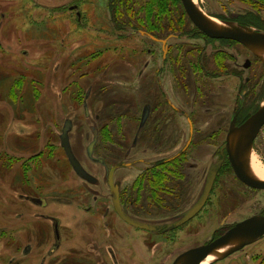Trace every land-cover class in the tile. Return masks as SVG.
I'll use <instances>...</instances> for the list:
<instances>
[{
  "label": "rangeland",
  "instance_id": "374dc122",
  "mask_svg": "<svg viewBox=\"0 0 264 264\" xmlns=\"http://www.w3.org/2000/svg\"><path fill=\"white\" fill-rule=\"evenodd\" d=\"M196 1L201 6V0ZM140 4L138 0H0V264H171L181 246L204 241L237 205L240 210L230 221L264 207V191L235 189L239 200L233 201V189H215L207 218L192 224L194 232L204 228L199 234L193 233L191 238L182 235L172 242L164 239L154 250L155 237L114 220L113 238L120 241L122 250L113 243L121 252L115 260L107 254V232L92 216L105 203L95 205L91 194L81 188L83 183L68 165L59 139L65 119L71 118L74 151L92 168L86 150L93 119L87 118L83 109L89 86L94 85L89 102L101 111L102 121L131 128L148 96L137 73L146 69V74H152L157 65L162 68L164 76L176 82L173 96L177 104L192 106L198 136L208 134L203 146L198 140L190 151L196 152L197 168L193 171L198 172L201 156L206 153L210 163L226 136L237 94V79L212 80L205 85L202 76L196 75V67L192 72L195 86L185 84L196 49L203 46L199 39L174 40L169 60L157 62L158 44L122 28L126 21L130 26L144 20L139 15ZM204 4L209 12H217ZM166 19L161 27L170 24L178 30L189 25L178 1L176 13ZM187 50L191 53L186 57ZM223 56L222 61L229 63L227 55ZM246 56L252 55H242L241 63ZM170 65L176 66V77ZM256 67L260 68L259 64L242 71L244 79L256 72ZM262 78L254 84L255 95L264 102V75ZM115 100L118 104L112 102ZM121 112L127 117L116 119ZM175 122L176 144L166 145L168 155L183 145L188 132L185 119L177 116ZM206 122L208 126L202 130ZM253 154L264 163V131ZM225 178L227 174L221 179ZM25 195L45 202L32 203ZM51 217L61 222V242H55ZM211 264H264V238Z\"/></svg>",
  "mask_w": 264,
  "mask_h": 264
},
{
  "label": "flooded vegetation",
  "instance_id": "af4514ba",
  "mask_svg": "<svg viewBox=\"0 0 264 264\" xmlns=\"http://www.w3.org/2000/svg\"><path fill=\"white\" fill-rule=\"evenodd\" d=\"M138 2H141L139 15L144 16V20L141 22L137 21L138 24H129L130 26H128L126 21L122 28L129 30V34L132 36L138 35L142 38H147L150 43L158 44L161 50L157 53L159 59L157 62L161 59L163 64H165L169 60L174 40L180 39L181 42H184L190 39H199L203 41V46H198L196 49V55H194V59L191 62L192 69L189 66V75L185 84L187 86H195L196 79H193L192 72L194 67H196L198 70L196 75L202 76L200 79L206 81L205 85L208 81L231 77L237 79L238 86L232 105V112L228 118L226 136L223 137L222 142L217 146L210 163L206 153L201 156L202 168L200 172L193 171V169L197 168V157L196 152L190 151L194 147V142L198 140L203 146V141L207 142L209 138L208 134L205 132L204 137L198 136L199 131L196 118L191 110L192 106L182 107L177 104L173 96L176 91V82L164 76V70L158 65L156 66V71L152 74H146V69H141L137 73L141 80L143 92H147L148 96L141 104L135 127L122 128L118 122H103L101 111L94 110L89 102V98L91 100L94 94V85H90L87 89L85 97L88 100L84 101L83 109L85 116L93 119L89 127L90 132L87 135L90 140L86 150L92 168L91 166L87 167L75 153L71 142V132L74 123L71 118L65 119L59 135L60 147L72 172L83 183L81 188L91 194L93 203L95 205L98 203L103 205L105 203L103 206L98 207L99 209L94 210L92 206V208L88 209L94 210L92 216H94L95 221H100L99 226L103 227L107 232L108 239L106 240L110 247L106 249V252L113 260L116 259L118 252L122 250V245L119 244L120 241L113 238V235H116L113 232L114 220L155 237V242L157 243L154 250H156L158 242L163 243L165 240L172 242L178 237H182V235L191 238L193 233L199 234L204 229L200 228L194 232L192 224L199 223L204 218H207L208 205L212 200L215 189H233L235 193V189L264 191L263 188L252 187L237 177L231 164V154L227 147L231 129L244 124L264 103L261 101V97L255 95L256 85L254 84L257 78L263 79L264 62L254 51L235 39L212 37L203 32L190 19L181 0L179 6L189 25L184 26L183 29L179 28V31L174 27H169L170 24L169 26L163 25L161 27L164 17H167L166 20H170V17L176 13L177 0H138ZM201 2L200 7L210 17L222 22L237 23L250 29L264 32V0H201ZM134 3L136 2L134 1ZM204 3L211 8L213 7L217 12H209ZM74 8L77 7L75 6L71 9ZM144 23L147 27L144 26ZM141 44L144 45L143 41ZM242 48L252 56L249 58L246 56L241 63L240 57L247 53L242 52ZM227 49L232 50L226 53ZM150 51L151 49L149 48ZM190 53L191 51L187 50L185 52L186 57ZM221 55L222 58L220 57ZM223 55H227L229 63L222 61ZM256 64H259L260 68L256 67V72L244 79L242 71L250 70ZM147 67L149 66L147 65ZM182 67L180 66L179 69ZM171 68H174V76L176 77V66L170 65ZM120 76L128 77L126 74H121ZM148 82H150L149 85H147ZM116 101L112 102L118 104L115 103ZM205 112L207 113V111ZM177 116L185 119L188 132L183 145L176 151L173 149L174 152L168 155L167 146L170 147L176 144V131L173 132V130L178 126V123L175 122ZM120 117L127 116L123 115L122 112L115 116L116 119ZM68 121L71 123L68 131V140L72 152L83 170L82 174H79L71 164L62 145V135L64 128L69 126L67 124ZM204 126L201 128L202 130L207 128L208 123L206 122ZM129 129H134V131L129 133ZM263 131L264 126L255 138L248 158L253 154L256 142ZM262 164L264 165L263 162ZM223 174H227V178L221 179ZM192 189L196 191L193 192ZM207 189L209 194L206 202L202 204L194 215L186 219L188 212L196 207L200 201L202 202ZM24 197L38 205H42L45 202L43 199L31 195H25ZM235 200H239L237 193L236 199L233 197V201ZM229 207L228 205V210H230ZM239 210V205H237L224 215L221 218V225L216 227L208 238L206 236L204 241H195L192 244L188 243L185 246H181L171 264L180 254L213 241L237 223L258 214L264 215V207H262L256 213L230 221L232 216L236 215L234 213ZM51 220L54 223L55 242H61L62 235L58 231L61 222L55 217H51ZM134 221L141 224V226L134 225ZM109 236H112V238H109ZM263 238L264 236L261 239ZM113 243H117L116 245L121 250L118 251ZM135 243L136 241L131 243L132 246L134 245L135 247ZM245 247L240 251L244 250Z\"/></svg>",
  "mask_w": 264,
  "mask_h": 264
},
{
  "label": "water",
  "instance_id": "95a60500",
  "mask_svg": "<svg viewBox=\"0 0 264 264\" xmlns=\"http://www.w3.org/2000/svg\"><path fill=\"white\" fill-rule=\"evenodd\" d=\"M182 4L189 15L190 19L203 32L212 37H225L235 39L247 48L254 51L264 62V32L250 29L237 23L222 22L216 18L206 14L196 0H181ZM68 127L64 128L62 135V145L65 148L67 157L74 168L82 174V168L75 158L69 140L68 131L70 129V121L67 122ZM264 126V104L240 127L232 128L228 136V149L231 154V164L237 177L248 185L256 188L264 189V179L254 176L247 170L248 156L252 151L253 143L260 130ZM91 151V149H90ZM89 151V152H90ZM210 189V186H209ZM209 190L207 189L202 198V202L188 212L187 217H191L199 210L204 202H206ZM136 226H141L137 222H133ZM264 236V215L258 214L241 221L229 229L226 233L213 241L192 248L180 254L173 264H202L206 259L213 255L217 250L224 246L232 245L227 248L220 257L212 262L226 258L245 246L253 244ZM210 263V264H211Z\"/></svg>",
  "mask_w": 264,
  "mask_h": 264
},
{
  "label": "bare ground",
  "instance_id": "6f19581e",
  "mask_svg": "<svg viewBox=\"0 0 264 264\" xmlns=\"http://www.w3.org/2000/svg\"><path fill=\"white\" fill-rule=\"evenodd\" d=\"M263 56H264V54H263ZM246 167H247V170L250 173H252L254 176L259 177L261 179H264V165L262 164V162L260 161L258 156H256L255 154H252L248 159V163H247ZM231 246L232 245H227V246H224L221 249L217 250L213 255H211L208 259H206L202 264H210L211 261L220 257V255L227 248H229Z\"/></svg>",
  "mask_w": 264,
  "mask_h": 264
},
{
  "label": "trees",
  "instance_id": "16d2710c",
  "mask_svg": "<svg viewBox=\"0 0 264 264\" xmlns=\"http://www.w3.org/2000/svg\"><path fill=\"white\" fill-rule=\"evenodd\" d=\"M177 1L179 2V4H181V3H180V0H177Z\"/></svg>",
  "mask_w": 264,
  "mask_h": 264
}]
</instances>
